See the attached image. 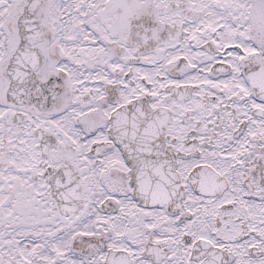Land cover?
I'll return each instance as SVG.
<instances>
[{"label": "snow or ice", "instance_id": "1", "mask_svg": "<svg viewBox=\"0 0 264 264\" xmlns=\"http://www.w3.org/2000/svg\"><path fill=\"white\" fill-rule=\"evenodd\" d=\"M0 264H264V0H0Z\"/></svg>", "mask_w": 264, "mask_h": 264}]
</instances>
